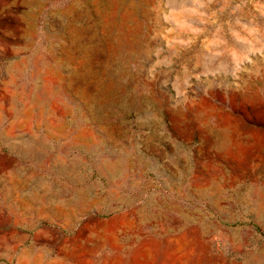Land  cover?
Here are the masks:
<instances>
[{
    "label": "rangeland",
    "instance_id": "rangeland-1",
    "mask_svg": "<svg viewBox=\"0 0 264 264\" xmlns=\"http://www.w3.org/2000/svg\"><path fill=\"white\" fill-rule=\"evenodd\" d=\"M0 264H264V0H0Z\"/></svg>",
    "mask_w": 264,
    "mask_h": 264
}]
</instances>
